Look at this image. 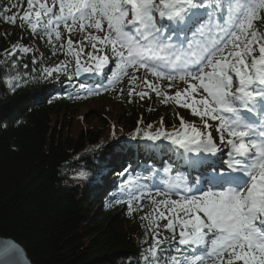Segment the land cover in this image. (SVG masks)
<instances>
[{"label": "snow or ice", "instance_id": "snow-or-ice-1", "mask_svg": "<svg viewBox=\"0 0 264 264\" xmlns=\"http://www.w3.org/2000/svg\"><path fill=\"white\" fill-rule=\"evenodd\" d=\"M0 19L13 25L19 20L33 36H46L50 43L54 35L60 42L57 51L73 56L77 76L104 74L107 68L111 84L132 68L167 79L169 89L173 81L183 82L186 86L174 96L147 77L143 84L165 103L174 100L190 109L205 131L179 117V130L161 127L143 135L182 150L188 167L205 165L201 153L215 156L222 151L208 121L216 122L229 171L211 167L206 178L193 183L178 173V180L163 179L131 196L130 212L143 211L139 201L145 197L152 206L141 217L146 235L152 237L143 250L144 264H264V23L257 26L264 22V0H26V7L25 0H18L0 11ZM61 27L68 33L66 42ZM77 27L82 39L73 41ZM6 51L11 57L32 49L12 45ZM65 68L61 64L44 71L50 75ZM17 79L10 77V86ZM137 80L133 74L130 85ZM133 94L141 99L149 95L130 87L129 96ZM147 171L158 175L151 167ZM164 172L171 174V169ZM160 220L167 221L162 228ZM165 231L171 235H163ZM0 264H22L20 250L14 244L0 246Z\"/></svg>", "mask_w": 264, "mask_h": 264}, {"label": "trees", "instance_id": "trees-1", "mask_svg": "<svg viewBox=\"0 0 264 264\" xmlns=\"http://www.w3.org/2000/svg\"><path fill=\"white\" fill-rule=\"evenodd\" d=\"M16 2L0 0V11ZM60 31L66 42L68 33ZM71 38L82 39L78 27ZM59 43L54 35L51 43L33 36L19 20L13 25L0 19V235L21 243L33 264H144L143 250L152 237L141 217L152 206L145 197L139 201L143 211L128 210L127 180L136 172L151 176L149 167L157 172L169 164L189 171L177 147L168 152L146 147L136 133L140 125L177 130V110L203 128L201 120L154 91L157 100L151 102L130 97V87L144 90V78L137 76L135 85L128 80L124 91L105 96L119 109L116 120L108 122L100 113L103 102L94 115L98 123L88 122L79 109L88 95L76 91L83 82L75 78L73 56L57 51ZM12 45L32 51L9 57ZM88 51L90 46L85 56ZM61 64L65 70L45 74L44 69ZM12 76L18 79L10 86Z\"/></svg>", "mask_w": 264, "mask_h": 264}, {"label": "rangeland", "instance_id": "rangeland-1", "mask_svg": "<svg viewBox=\"0 0 264 264\" xmlns=\"http://www.w3.org/2000/svg\"><path fill=\"white\" fill-rule=\"evenodd\" d=\"M99 35H103V33H97ZM109 67H112L111 63L109 65ZM133 74L135 75H140L143 77H147V80L149 81H156L159 82L160 85L164 88L167 87L169 81L167 79H162V80H158L155 76H153L151 74V72H149L148 70L145 69H140L139 72H135L134 69L129 68L128 69V76H132ZM126 76H122L121 79L119 80V82L116 83H111L110 84V80H111V74L108 72L107 68L105 69V73L104 74H95L92 73V75L90 76V78L88 80H85L84 85L82 86L81 90L83 93L85 94H89L91 95V98H88L80 107V112L82 114L86 115V119L88 122H91L93 124H97L98 119L96 117H94V115L97 114V112L99 111V109L101 108V104L104 102V108L100 111V113L103 115V117L108 121V122H113L114 120L117 119V115L116 112L119 111V109L117 108V106H113L112 105V101L107 99L105 96L108 95L109 93L114 94L117 92H121L122 90H124L123 86L125 85V83L123 82V79ZM153 77V79L151 78ZM87 81V82H86ZM235 81V78H234ZM174 84V87H172L170 89V93L171 92H176L178 89L182 90L184 86H186L185 84H183V86H178L181 85L180 83H182L179 80L173 81L172 82ZM146 87V86H145ZM165 92H167L166 90H164ZM144 92H147L149 94V96H152V99L154 98V94L153 92H151V89H147ZM169 92H167L168 94ZM104 94V95H103ZM199 97H197L198 99ZM177 116L179 117H183L184 120L186 122L189 123H193L194 124V119L191 117H188L187 114L184 111L178 110L177 112ZM74 122V120H72ZM82 122V123H81ZM79 123H76V126H81L83 124V121H81ZM142 124V123H141ZM195 125L200 128L196 123ZM215 125H213V131H212V135L213 138L216 140L217 144L221 147L222 151L220 153H217L215 156H207V154H199L201 157H206V159H212L215 158L216 160H218L219 166L220 168H227L226 166V159L227 157L225 156V151L226 149H224L223 145H220L219 142V137L217 132L215 131ZM99 128V127H98ZM181 128V126H180ZM180 128H178L177 130H179ZM108 129V128H107ZM153 131L155 132L156 130H158V128L153 127L151 129H147L145 130L142 125H140L139 127V132L140 135H138V141L142 144V145H151V144H157L159 145L163 151H167L169 146H173L170 144L169 141L167 140H159V141H149L147 139L144 138V131ZM201 131H203L202 128H200ZM104 132H106V130H104ZM190 155H197V154H190ZM169 169H171V174H167L164 171L158 173V175L155 176V178L153 177V179L158 183L160 182L162 184L163 179H169V180H178L179 176L177 175L176 172H178V170H174L170 167H167ZM173 171V172H172ZM197 172H201V171H197ZM188 183H193L195 181L196 178H190L188 175L185 174H181ZM140 176L142 177V175H137L134 178H131L129 180V194L131 196L133 195H139V192L141 190H144L147 192V189L152 188V187H148L147 184L143 185L144 188L141 189V185L140 182L138 181V179L140 178ZM156 183V184H157ZM203 186V185H201ZM166 221V220H165ZM161 223H164V221H162ZM167 223V221H166Z\"/></svg>", "mask_w": 264, "mask_h": 264}, {"label": "water", "instance_id": "water-1", "mask_svg": "<svg viewBox=\"0 0 264 264\" xmlns=\"http://www.w3.org/2000/svg\"><path fill=\"white\" fill-rule=\"evenodd\" d=\"M81 74H83V72H81ZM4 244H14L20 250V257L22 259V264H33V262L28 256L26 249L17 240L13 239L12 237H6L0 235V246H3Z\"/></svg>", "mask_w": 264, "mask_h": 264}, {"label": "bare ground", "instance_id": "bare-ground-1", "mask_svg": "<svg viewBox=\"0 0 264 264\" xmlns=\"http://www.w3.org/2000/svg\"><path fill=\"white\" fill-rule=\"evenodd\" d=\"M150 208H152V207H150Z\"/></svg>", "mask_w": 264, "mask_h": 264}]
</instances>
